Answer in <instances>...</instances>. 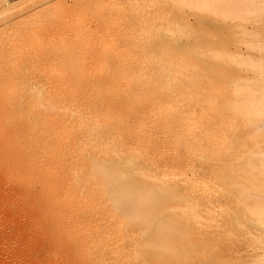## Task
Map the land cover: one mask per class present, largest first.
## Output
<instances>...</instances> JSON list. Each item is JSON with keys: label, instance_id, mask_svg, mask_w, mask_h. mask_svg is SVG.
<instances>
[{"label": "bare ground", "instance_id": "bare-ground-1", "mask_svg": "<svg viewBox=\"0 0 264 264\" xmlns=\"http://www.w3.org/2000/svg\"><path fill=\"white\" fill-rule=\"evenodd\" d=\"M45 2L19 0L0 10V20ZM136 16L140 17L138 24L147 23L145 28L153 25L143 14ZM79 31L75 32L80 35ZM141 31L128 38L130 48H88L83 58L77 56L80 65L75 61L71 78L59 80L57 76L59 81L49 85L36 83L27 110L0 114V148L10 158L11 168L18 170L14 174L29 189L42 187L37 205L48 213L47 218L58 221V233L80 264H181L180 260H193V245L180 240L171 225L160 231L159 225L153 230L149 224L164 209L175 213L172 216L188 213L187 203L191 205V213L183 214L187 224L203 223L211 199L197 179L204 168L194 163L206 159L212 150L229 151L223 115L206 124L207 118L198 117L193 108L186 109L189 105L178 109L189 90L197 87L212 93L227 72L218 63L204 66L205 75L217 73L219 81L199 84L196 65L183 57L180 48H154ZM67 49L80 51L75 46ZM93 64H101V69L90 70ZM233 139L242 149L241 137L233 135ZM186 184L191 187L188 195L184 194ZM196 192L201 194L197 197ZM149 229L151 239L147 240Z\"/></svg>", "mask_w": 264, "mask_h": 264}, {"label": "rangeland", "instance_id": "rangeland-1", "mask_svg": "<svg viewBox=\"0 0 264 264\" xmlns=\"http://www.w3.org/2000/svg\"><path fill=\"white\" fill-rule=\"evenodd\" d=\"M18 1L0 0V10ZM181 1L46 0L28 12L0 20V114L27 110L36 83L49 85L58 78H71L75 61L80 65L77 56L86 55L90 48H130L131 36L141 28L150 46L180 48L183 57L196 65L199 84L219 81L217 73L205 75L204 68L218 63L227 72L223 83L212 93L193 87L178 107L183 110L189 105L186 109L193 108L198 117L207 118L206 124L223 115L229 130V151L223 154L222 150L211 149L213 153L208 152L206 159L194 163L204 168L197 179L204 183L200 186L206 187L211 199L209 215L204 216L208 221L197 223L199 227L189 226L185 216L191 205L187 203L185 216H172L175 213L164 209L152 217L149 228L155 230L159 225L162 231L171 225L180 240H189L196 253L193 260H186L188 264H264V126L259 128L264 125V0ZM138 14L153 25L145 28L146 22L138 24ZM68 34L76 35L71 39ZM74 46L81 52L67 49ZM28 60L36 65L28 64ZM98 65L93 64L90 70H100ZM233 135L241 137L242 149ZM0 159V264H80L65 237L58 233V221L47 218L48 213L37 205V192L42 187L29 189L15 175L18 170L11 168L10 158L1 148ZM189 188L186 184L184 194L188 195ZM200 194L196 192L197 197ZM196 209L202 213L198 206ZM150 229L147 240L151 239Z\"/></svg>", "mask_w": 264, "mask_h": 264}, {"label": "built area", "instance_id": "built-area-1", "mask_svg": "<svg viewBox=\"0 0 264 264\" xmlns=\"http://www.w3.org/2000/svg\"><path fill=\"white\" fill-rule=\"evenodd\" d=\"M8 1H16V0H8Z\"/></svg>", "mask_w": 264, "mask_h": 264}]
</instances>
